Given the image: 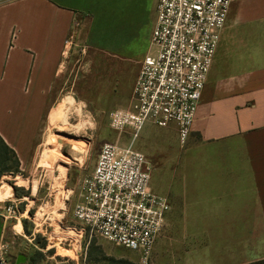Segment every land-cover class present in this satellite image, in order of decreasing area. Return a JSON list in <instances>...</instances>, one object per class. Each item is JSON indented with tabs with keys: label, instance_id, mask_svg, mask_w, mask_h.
Wrapping results in <instances>:
<instances>
[{
	"label": "crops",
	"instance_id": "crops-1",
	"mask_svg": "<svg viewBox=\"0 0 264 264\" xmlns=\"http://www.w3.org/2000/svg\"><path fill=\"white\" fill-rule=\"evenodd\" d=\"M157 4L0 0V136L20 171L58 101L130 108L142 60L156 52ZM143 129L178 140L174 124ZM180 147L150 158V189L171 206L154 251L187 240L192 264L264 260V0H232Z\"/></svg>",
	"mask_w": 264,
	"mask_h": 264
},
{
	"label": "built area",
	"instance_id": "built-area-1",
	"mask_svg": "<svg viewBox=\"0 0 264 264\" xmlns=\"http://www.w3.org/2000/svg\"><path fill=\"white\" fill-rule=\"evenodd\" d=\"M231 2L158 0L151 38L156 52L142 60L130 108L109 113L110 128L130 131L131 145H102L93 172L82 181L72 209V218L82 227L74 229L79 234L76 240L88 230L137 252L143 264L150 261L171 206L166 197L150 189L151 163L133 142L147 124L161 128L174 124L178 142L185 145ZM18 206L0 201L4 224L17 219ZM10 249L2 236L0 264H13L8 257ZM19 255L15 253L12 259Z\"/></svg>",
	"mask_w": 264,
	"mask_h": 264
},
{
	"label": "rangeland",
	"instance_id": "rangeland-1",
	"mask_svg": "<svg viewBox=\"0 0 264 264\" xmlns=\"http://www.w3.org/2000/svg\"><path fill=\"white\" fill-rule=\"evenodd\" d=\"M109 113L95 100L74 101L68 97L58 101L41 133L33 165L0 179V201L19 203L20 215L7 222L4 236L11 245L8 257L13 264V255L18 252L26 257L24 264H143L137 252L88 230L76 240L79 234L74 229L82 227L72 218V209L82 181L93 172L102 145H131L130 131L110 128ZM143 130L133 147L146 155L152 169V154L181 150L175 135L166 138ZM66 195L68 200L63 203ZM186 241L176 248L155 249L147 264H192L191 245Z\"/></svg>",
	"mask_w": 264,
	"mask_h": 264
},
{
	"label": "trees",
	"instance_id": "trees-1",
	"mask_svg": "<svg viewBox=\"0 0 264 264\" xmlns=\"http://www.w3.org/2000/svg\"><path fill=\"white\" fill-rule=\"evenodd\" d=\"M18 172H20V161L18 156L0 136V179L4 175L16 174ZM249 264H264V260Z\"/></svg>",
	"mask_w": 264,
	"mask_h": 264
},
{
	"label": "water",
	"instance_id": "water-1",
	"mask_svg": "<svg viewBox=\"0 0 264 264\" xmlns=\"http://www.w3.org/2000/svg\"><path fill=\"white\" fill-rule=\"evenodd\" d=\"M2 232H3V223H2V218L0 216V240L2 237ZM26 257L24 255H19L15 261V264H24L26 262Z\"/></svg>",
	"mask_w": 264,
	"mask_h": 264
},
{
	"label": "bare ground",
	"instance_id": "bare-ground-1",
	"mask_svg": "<svg viewBox=\"0 0 264 264\" xmlns=\"http://www.w3.org/2000/svg\"><path fill=\"white\" fill-rule=\"evenodd\" d=\"M68 108V107H67ZM79 117V116H78ZM65 120V119H64ZM59 148V147H58ZM53 151V150H52ZM4 189V188H3ZM3 195V193H1ZM19 223V221H17Z\"/></svg>",
	"mask_w": 264,
	"mask_h": 264
}]
</instances>
